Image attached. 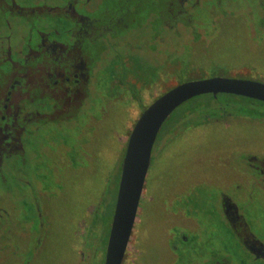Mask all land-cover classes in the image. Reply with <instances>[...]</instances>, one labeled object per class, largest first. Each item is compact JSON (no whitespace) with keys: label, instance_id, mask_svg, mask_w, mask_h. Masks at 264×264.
I'll use <instances>...</instances> for the list:
<instances>
[{"label":"flooded vegetation","instance_id":"1","mask_svg":"<svg viewBox=\"0 0 264 264\" xmlns=\"http://www.w3.org/2000/svg\"><path fill=\"white\" fill-rule=\"evenodd\" d=\"M212 78L264 85V0H0V204L35 211L37 227L51 236L52 212L68 176L94 173V131L102 122L120 112L122 124L131 117L134 127L165 93ZM185 134L205 143L206 157H169L182 153L187 140L177 137ZM153 151L160 190L151 186ZM212 166L223 171L210 181ZM116 170L120 179L121 166ZM186 182L192 192L174 209L177 220L168 224L155 215L161 252H143L133 234L139 214L153 202L166 206L172 190ZM27 211L18 221L0 208V264L48 263L38 254L20 258L32 235L24 224ZM99 212V205L88 209L84 230L94 231ZM42 243L35 241V251ZM92 256L77 251L75 264ZM121 264H264L263 101L206 94L174 111L153 145Z\"/></svg>","mask_w":264,"mask_h":264},{"label":"rangeland","instance_id":"2","mask_svg":"<svg viewBox=\"0 0 264 264\" xmlns=\"http://www.w3.org/2000/svg\"><path fill=\"white\" fill-rule=\"evenodd\" d=\"M188 69V67L183 66L180 74L186 75ZM186 78L180 77L181 80H185ZM115 113L119 115H117V118L115 119L112 118L114 121L110 119L111 121H109V123H106V121L104 123L102 122V124H100L99 127L94 131V173H78L68 176L69 180L66 181L65 189L61 190V196L58 198V201L55 205L56 207L52 212V217H54L52 221L55 224L51 231V236H47V234L41 230L40 226L37 227L38 221L35 218V211L34 214H31L27 206H13L11 203H9L10 201L8 203L3 202L0 204V208L3 207L4 210L8 211L10 214L13 212V217L18 221L24 219L22 210H28L26 217L27 220L25 219L26 222L24 224H28L30 226L28 231H30V234L32 235L29 239L25 240L24 244L22 245V247L25 249L23 253H20V258L22 261H27L34 254H38L41 255V261L44 260L48 262L47 264H60L62 262L65 264H75V255L77 251H82L87 256L93 251L92 258L90 257L85 263L80 264H101L103 262L108 224L111 219V212L113 209L114 185L117 177L116 169L120 168L121 166L120 163L123 151V139L127 137V134L133 127V120L131 117L129 124H127V122L122 124V114L120 112ZM130 115L131 112H123V116L126 118ZM184 125L186 124L184 123ZM179 132L182 134V130ZM179 137H177L179 141L185 139L187 140L186 142H181L183 151L178 150L182 152L180 155L171 156V154H169V157L175 160L186 161L190 157L191 152L196 153V159L198 160H200L202 157H206L204 156V151L206 150L204 146L205 143L203 142L202 144H199V138H191L192 136L189 138L186 134L181 138ZM187 143H194L195 149L190 148L187 150L189 148L186 145ZM181 145L180 143H177V147H181ZM80 161L82 160H78L79 163ZM176 165L179 167L178 163H176L175 166ZM217 170L223 171L221 168H216V166H212L210 167V170H208L210 172V181L213 178V173L217 172ZM149 173L152 175V188L160 190V187L157 188V182L154 176L156 174L159 175L157 171V165L155 164L154 160V151L153 164L149 170ZM179 181H181L180 178L178 182ZM190 185V182H186L180 185L177 190H172L171 194L169 195V203H167L166 206V202L163 200L159 201L158 206H155L157 202L155 205L154 202L151 205H147V211L143 213L145 218L143 217V214H139L138 219H140L141 222L139 225L136 224L137 231L135 230V233L133 234L139 235L138 247L140 250L153 254L161 252L158 243L160 236L154 221L157 219V217L159 219L165 218V222L168 224H172L175 220H177V217L174 216V209L180 206L187 196L191 195L192 189H190ZM195 188L196 187L193 189ZM197 191L200 192L199 189H197ZM176 194L180 195L176 196ZM93 205L100 206V212L96 216L97 220H95L97 225L94 226V231L97 232H89L87 229L84 230V227L88 228L89 226L88 221H90L91 218L88 216L87 212L88 209ZM258 211V208H256L255 212ZM165 213L168 214V217H166L167 215H165ZM160 215L162 216L160 217ZM10 217L12 218L11 215ZM201 220L202 218L199 217L197 222L203 225ZM9 223L6 220L5 226H8ZM22 224L23 223L19 222V227L22 226ZM80 224H82L83 229L81 227L79 228ZM205 227L206 224L201 227V229L204 230ZM12 228L14 229V227ZM2 233H4V230L0 232V235H2ZM86 234H88V236H86ZM201 234L204 235L203 231ZM216 235L217 231L214 232V239H216L215 245L218 246ZM1 240L2 245H6L8 239L4 237ZM36 240L43 241L39 247V250L37 251H35L37 248L34 247ZM90 240L92 241L91 246L93 249H91L89 244ZM80 242H82V244L85 243L83 246L85 250H83V248L81 249ZM199 243L201 242H195V245L197 247L203 245L202 243Z\"/></svg>","mask_w":264,"mask_h":264},{"label":"water","instance_id":"3","mask_svg":"<svg viewBox=\"0 0 264 264\" xmlns=\"http://www.w3.org/2000/svg\"><path fill=\"white\" fill-rule=\"evenodd\" d=\"M217 93L264 102L260 83L212 78L181 83L158 98L135 123L127 141L106 247L105 264H121L136 219L151 152L162 125L192 98Z\"/></svg>","mask_w":264,"mask_h":264},{"label":"trees","instance_id":"4","mask_svg":"<svg viewBox=\"0 0 264 264\" xmlns=\"http://www.w3.org/2000/svg\"><path fill=\"white\" fill-rule=\"evenodd\" d=\"M118 175H119V173L117 174L116 181H115V185H114V195H116V190H117V186H118V179H119V176Z\"/></svg>","mask_w":264,"mask_h":264}]
</instances>
